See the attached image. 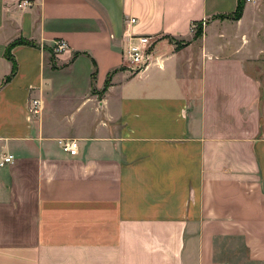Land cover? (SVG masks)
<instances>
[{
	"label": "crops",
	"instance_id": "obj_1",
	"mask_svg": "<svg viewBox=\"0 0 264 264\" xmlns=\"http://www.w3.org/2000/svg\"><path fill=\"white\" fill-rule=\"evenodd\" d=\"M19 1L0 0V264H264V0ZM131 34L160 38L138 74Z\"/></svg>",
	"mask_w": 264,
	"mask_h": 264
},
{
	"label": "built area",
	"instance_id": "obj_2",
	"mask_svg": "<svg viewBox=\"0 0 264 264\" xmlns=\"http://www.w3.org/2000/svg\"><path fill=\"white\" fill-rule=\"evenodd\" d=\"M250 1L252 0H247V2ZM31 6L32 2L30 0H20L18 3L19 8H29ZM135 22L136 20H131V24H134ZM56 44L59 45L60 50H68V45L65 41L58 40ZM157 44L158 38L153 36H139L134 34L128 36V42L123 55L130 70H147L149 66H151L156 60ZM30 112L34 116H38L41 114L40 101L35 100L31 103ZM62 150L72 157L77 156L79 153V142L77 140L63 141ZM11 160L12 157L5 158L0 166H4L6 163L11 162Z\"/></svg>",
	"mask_w": 264,
	"mask_h": 264
},
{
	"label": "trees",
	"instance_id": "obj_3",
	"mask_svg": "<svg viewBox=\"0 0 264 264\" xmlns=\"http://www.w3.org/2000/svg\"><path fill=\"white\" fill-rule=\"evenodd\" d=\"M246 5V0H239L238 2V8H237V12L235 15H233V18L234 19H239L243 13V10H244V7ZM202 35V24L198 25L197 27V30L195 32V37H200ZM19 45H31L30 43L28 42H25L23 40H18L16 42H14L13 44H11L9 46V48L7 49V53H6V57L7 59L11 60L13 62V70H12V73L11 75L6 79V82H10L11 79L16 75L17 73V64L16 62L14 61L13 59V56L11 55V50L16 47V46H19Z\"/></svg>",
	"mask_w": 264,
	"mask_h": 264
},
{
	"label": "rangeland",
	"instance_id": "obj_4",
	"mask_svg": "<svg viewBox=\"0 0 264 264\" xmlns=\"http://www.w3.org/2000/svg\"><path fill=\"white\" fill-rule=\"evenodd\" d=\"M246 3H247V0H246ZM135 20V19H134ZM130 23H131V21H130ZM135 24V23H134ZM203 27H204V25H202V31H203ZM196 28V26L194 27V29ZM134 35H136V34H134ZM139 36H145V35H139ZM153 37H156V36H153ZM156 38H158V37H156ZM159 41H160V38H158V43H159ZM125 48H126V46L124 47V49H123V52H124V50H125ZM156 48H157V46H156ZM53 53L54 54H58L59 52H64V50H60V48H59V45L58 44H54V46H53ZM66 51V50H65ZM157 52V51H156ZM123 56V62H124V64H125V67L127 68V70H129V72H131L132 74H138V73H142V72H144L145 70H141V71H133L132 69L130 70V68L128 67V65H127V62L125 61V57H124V55H122ZM155 63H157V54H156V60L153 62V64H155ZM152 64V65H153ZM150 67V66H149Z\"/></svg>",
	"mask_w": 264,
	"mask_h": 264
}]
</instances>
